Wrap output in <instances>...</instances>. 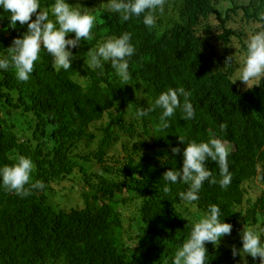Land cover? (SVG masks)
Returning a JSON list of instances; mask_svg holds the SVG:
<instances>
[{"label": "trees", "instance_id": "trees-1", "mask_svg": "<svg viewBox=\"0 0 264 264\" xmlns=\"http://www.w3.org/2000/svg\"><path fill=\"white\" fill-rule=\"evenodd\" d=\"M260 1L253 11L254 0L229 6L223 16L220 0H176L178 16L171 18L172 24L163 25L165 8L156 11L151 29L143 16L124 22L118 13L108 12L97 20L92 39L72 49L71 69L53 68L42 50L27 82L18 81L13 68L0 70V167L13 165L22 155L30 157L31 181L46 185L26 197L0 185V264H172L192 224L211 204L220 207V219L233 225V233L238 225L260 224L264 229V188L256 182L259 178L264 183V175L256 171L258 163L264 168V81L246 89L233 83L235 64L226 66L234 56L229 45L237 40L240 53L246 54L247 40L243 28H234L229 20L242 8L246 17L264 22ZM104 3L83 0L82 6L89 10ZM41 4L52 18L54 0ZM8 15L0 8V55H7V47L27 30L19 23L11 27ZM213 15L221 32L210 22ZM124 31L133 34L136 49L126 85L110 62L102 70L87 64L94 49ZM222 44L225 53L219 56ZM179 87L192 93L193 119L184 120L177 110L163 127L159 108L148 117L136 116L163 91ZM96 128L102 130L96 150L71 153L80 142L90 145ZM117 129L128 135L130 145L123 143V155L109 156L106 149ZM179 135L198 142L218 137L231 146V184L222 188L218 182H205L192 206H185L178 195L187 185L177 183L164 191L163 174L183 166L186 144ZM175 146L181 148L179 154L172 152ZM208 167L219 181L218 165L210 161ZM72 174L76 182L65 179ZM131 204L128 218L119 206ZM228 242L224 236L219 246L206 245L208 264H244ZM248 264H259V258Z\"/></svg>", "mask_w": 264, "mask_h": 264}, {"label": "clouds", "instance_id": "clouds-1", "mask_svg": "<svg viewBox=\"0 0 264 264\" xmlns=\"http://www.w3.org/2000/svg\"><path fill=\"white\" fill-rule=\"evenodd\" d=\"M166 0H107L104 11L118 13L122 21L127 22L133 17L143 16V23L153 28L157 22L156 11L163 13ZM0 8L9 13L10 26L17 24L27 26L23 36L13 40L7 47V55H0V70L15 69L16 79L27 82L35 70L36 62L40 59L41 51L51 57L52 67L65 71L72 68L74 53L72 49L81 45L83 40L88 42L93 37L96 17L87 11L73 7L69 0H54L49 10L42 7L41 0H0ZM35 15V19H33ZM74 33L73 36H69ZM132 33L124 31L118 36H111L90 53L87 59L88 67L103 69L105 62H110L123 84H129L132 79L130 72V58L136 49L132 42ZM246 56L241 61L242 69L237 78L252 89L264 81V31H257L249 35L245 41ZM236 62V57L229 56L226 66ZM191 91L184 87L168 88L155 99L154 104L141 107L136 116L148 117L156 108L161 109L160 122L167 127V118L173 117L180 110L184 120L195 117V108L191 102ZM226 129L227 124L221 125ZM181 142L186 144L183 149L184 162L180 168H169L163 179L167 182L164 191L170 192L171 185L183 183L187 189L178 193L179 199L185 206H192L200 199V191L205 182L219 183L222 188L232 182L229 156L231 146L221 138H211L208 141L188 140L179 135ZM172 152L179 154L181 148L175 146ZM218 165L221 179L213 176L208 162ZM34 163L30 157L20 156L11 166L0 167V185L7 191L26 197L32 190H43L46 185L42 181H31ZM258 176L264 175L261 164L256 165ZM221 209L217 204L209 205L207 212L191 226L188 238L183 242L172 259V264H208V249L206 245L212 243L219 246L222 237L230 235L233 225L221 220ZM242 248L233 246V256L239 255L247 264V257L259 258V264H264V229L245 227L241 232Z\"/></svg>", "mask_w": 264, "mask_h": 264}, {"label": "rangeland", "instance_id": "rangeland-1", "mask_svg": "<svg viewBox=\"0 0 264 264\" xmlns=\"http://www.w3.org/2000/svg\"><path fill=\"white\" fill-rule=\"evenodd\" d=\"M83 1V0H82ZM82 1L80 0L78 2V0H74V2L71 4L73 5L75 2H77L78 4H80L78 6V4H75L78 6V8L84 10V7L82 6ZM84 1H88V0H84ZM176 0H171L168 3L166 2L165 4V8L167 10V13H165L163 16H161L164 20L163 25H167L170 26L172 24V19H176V17L178 16V12L177 9H175L176 7ZM255 4L254 6L251 7L250 11H253L255 6H259L261 4L260 0H254ZM70 3V2H69ZM250 0H220V3L218 4V7L222 9V11L224 12L225 16V12L227 10V8L229 6H233V5H242V4H249ZM107 3H104V5H102V7H91L89 10H85L87 11L89 14L94 15L96 17V23L98 19L104 20L105 17L108 15V11H104V6ZM178 4V3H177ZM96 5V3H95ZM97 6V5H96ZM51 15V14H50ZM99 16V17H98ZM260 17H264V9L261 11ZM247 18V19H246ZM210 22L212 25H214V29L221 32L222 28H219L217 25L219 24V20L216 18V15H213L210 17ZM231 26H233L234 28H243V30L246 32V36L245 39H248L249 35L252 33H255L257 31H264V22L260 21V19L257 18H248L246 17L245 11L244 9H240L239 12L237 14H233L232 19L229 20L228 22ZM234 44L235 45H229V48H233L234 49V56L236 57V62H234L235 66H236V72H235V79L237 78V73L242 69V63L241 61L243 60V58H245V51L241 54L239 49H240V44L238 43L237 40H234ZM225 44H222L218 47L217 49V53L219 56L224 55L225 53ZM237 82H239V85L242 87L245 85L238 79ZM246 88V87H245ZM103 123V122H102ZM102 123H100V125H102ZM18 125L22 128L23 126H25L24 120L21 118L18 121ZM99 125V124H98ZM99 128H96V132L98 133L97 136H95V138L91 141L90 145H87L85 142H80L79 147H75L73 148V150L71 151V153L74 154H84L85 152H91L96 150L97 147V143L99 140V137L101 136L102 130H97ZM116 139L112 141L111 145L107 147L106 152L107 155L111 156L114 154H121L123 155L124 152L126 151L123 148V143L125 142L126 144L130 145L128 142V135L122 133L121 131H119L118 129L116 130L115 133ZM94 167L98 168V163L93 164ZM79 177H81V175H78ZM67 178H71L76 182V178L74 177V175L72 174L70 177H66ZM70 182V180H68ZM256 182L261 185L262 188H264V183L257 178ZM86 184V183H85ZM79 187H82V184L79 185ZM90 187L86 184L85 189H89ZM79 201L78 205H80L82 203V199L81 197L77 200ZM135 207V206H134ZM119 209L122 211L123 215L125 214L126 217H130L131 215V211H132V204L127 206V205H121L119 206ZM135 210V209H134ZM252 227V226H251ZM259 229H263L261 228L260 224H258L257 226ZM245 228V226H241L238 225V228H236V232H231L230 235H225V240L228 242L229 246H236L237 248H242V240H241V232L243 231V229ZM252 258L250 255L247 257V264L250 262ZM257 259V258H255ZM241 261L244 263V261L241 259Z\"/></svg>", "mask_w": 264, "mask_h": 264}]
</instances>
